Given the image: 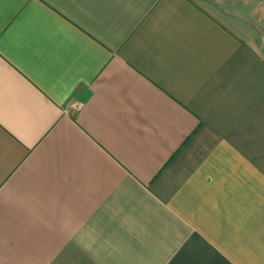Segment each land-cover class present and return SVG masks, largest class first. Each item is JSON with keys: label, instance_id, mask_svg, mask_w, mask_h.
Listing matches in <instances>:
<instances>
[{"label": "crops", "instance_id": "0c3cea01", "mask_svg": "<svg viewBox=\"0 0 264 264\" xmlns=\"http://www.w3.org/2000/svg\"><path fill=\"white\" fill-rule=\"evenodd\" d=\"M260 0H0V264H264Z\"/></svg>", "mask_w": 264, "mask_h": 264}, {"label": "rangeland", "instance_id": "374dc122", "mask_svg": "<svg viewBox=\"0 0 264 264\" xmlns=\"http://www.w3.org/2000/svg\"><path fill=\"white\" fill-rule=\"evenodd\" d=\"M260 5L258 6L259 13L257 15V20L255 21V27L257 30V35L259 38V47L264 56V0H260Z\"/></svg>", "mask_w": 264, "mask_h": 264}]
</instances>
